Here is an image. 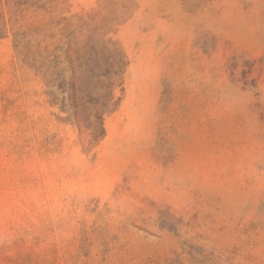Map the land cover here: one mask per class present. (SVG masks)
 Listing matches in <instances>:
<instances>
[{
	"label": "rangeland",
	"instance_id": "obj_1",
	"mask_svg": "<svg viewBox=\"0 0 264 264\" xmlns=\"http://www.w3.org/2000/svg\"><path fill=\"white\" fill-rule=\"evenodd\" d=\"M0 264H264V0H0Z\"/></svg>",
	"mask_w": 264,
	"mask_h": 264
}]
</instances>
